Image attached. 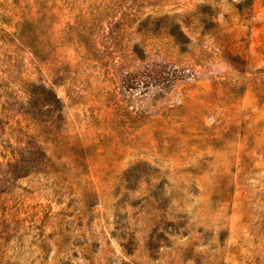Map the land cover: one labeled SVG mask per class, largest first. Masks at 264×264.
<instances>
[{"label":"rangeland","instance_id":"rangeland-1","mask_svg":"<svg viewBox=\"0 0 264 264\" xmlns=\"http://www.w3.org/2000/svg\"><path fill=\"white\" fill-rule=\"evenodd\" d=\"M0 264H264V0H0Z\"/></svg>","mask_w":264,"mask_h":264}]
</instances>
